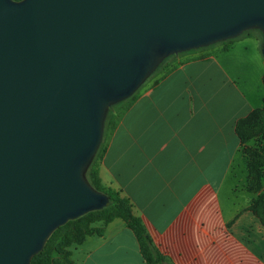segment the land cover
I'll return each mask as SVG.
<instances>
[{
	"label": "water",
	"instance_id": "1",
	"mask_svg": "<svg viewBox=\"0 0 264 264\" xmlns=\"http://www.w3.org/2000/svg\"><path fill=\"white\" fill-rule=\"evenodd\" d=\"M256 29L264 0H0V264L107 205L84 179L107 109L168 57Z\"/></svg>",
	"mask_w": 264,
	"mask_h": 264
},
{
	"label": "crops",
	"instance_id": "2",
	"mask_svg": "<svg viewBox=\"0 0 264 264\" xmlns=\"http://www.w3.org/2000/svg\"><path fill=\"white\" fill-rule=\"evenodd\" d=\"M244 33L205 55H174L176 69L142 86L106 141L100 182L129 199L160 264H264V223L252 209L259 193L246 189L235 132L264 107L263 58ZM72 259L149 264L119 219L77 244Z\"/></svg>",
	"mask_w": 264,
	"mask_h": 264
},
{
	"label": "trees",
	"instance_id": "3",
	"mask_svg": "<svg viewBox=\"0 0 264 264\" xmlns=\"http://www.w3.org/2000/svg\"><path fill=\"white\" fill-rule=\"evenodd\" d=\"M231 40L220 43H228ZM173 57L174 55L166 58L154 72L159 70L161 67L163 68L169 65V59H173ZM176 67L177 66L174 64L173 66L166 69L164 73L153 82L154 85L157 84L167 74L176 69ZM137 97L138 96L133 93L127 99L110 106L105 113L101 141L94 156L84 171V179L95 191L104 194L107 197L108 202L107 205L100 210L91 211L85 215H97L98 217L94 218L95 221H102L104 226L116 219L123 221L136 236L140 244L141 253L148 258L149 264H160L164 260L152 246L150 238L148 237L141 220L133 212V206L129 199L123 196L121 191L103 186L99 179L100 164L106 150V145L103 146V140L107 130H111L113 132L117 125L114 123V109L121 107L124 113ZM235 132L240 142V151L242 154H244L247 161V190L251 193H259L257 198L252 202V209L255 210L257 214H259L262 222L264 223V190L262 174V168L264 167V145L262 146V143L264 142V107L255 109L247 116L238 119L235 124ZM71 221L72 220L66 222L64 225L54 230L45 242L43 249L31 259H43V262H48L51 255V253H49L48 246L50 238L61 228L67 226ZM101 233L102 230H99L98 233L94 234L100 235ZM144 247L146 249V253L143 251Z\"/></svg>",
	"mask_w": 264,
	"mask_h": 264
},
{
	"label": "rangeland",
	"instance_id": "4",
	"mask_svg": "<svg viewBox=\"0 0 264 264\" xmlns=\"http://www.w3.org/2000/svg\"><path fill=\"white\" fill-rule=\"evenodd\" d=\"M244 34H245L244 36L249 34L248 38L245 37V38H247V40L244 41L245 42L244 45L249 46L252 53L256 54V51L258 50V48H259V51L261 53L260 47H261V43L263 41L262 34L256 29L246 31ZM256 38L262 39V41L260 43H257L255 41ZM216 44H218V45L213 44V46H221L222 43H216ZM211 46L212 45H210V47L207 46V47H204L202 49H198L199 50L198 54L205 55L207 48L209 47L211 49L212 48ZM261 56H262V54H261ZM171 60L172 59L170 58L169 59V65H167L163 68L161 67L156 72H153L141 84V86L134 92L135 95L136 96L139 95L140 89L142 88V86L145 87V86L151 85L156 79H158L164 73V71L166 69L173 66L175 64L174 62H176V61L175 60L171 61ZM122 114H123V109H121V107H117L114 109L113 116H114V123L115 124L118 123ZM102 133H103V130H102ZM111 133H112L111 130H107L106 135H105L104 140H103V146L106 145V141L109 138ZM263 145H264V142L262 143V146ZM238 156H241V155H238ZM244 158H245V163H247L245 156H244ZM246 170H247V164H246ZM262 174H263V184H264V167L262 168ZM246 189H247V186H246ZM97 217H98L97 215H94V216L93 215H83L79 219L72 220L67 226L61 228L58 232H56L50 238L48 246H49V253H51V255H50L48 262H43V259L38 260L37 258H33L30 260L29 264H74L73 259H72V249L75 248V246L77 244H80L79 242H81L82 240L84 241L86 239V237L93 235V233H98V231L102 230V227L104 226L102 221H100V220L95 221L94 218H97ZM145 250L146 249L144 247L143 248L144 253H146Z\"/></svg>",
	"mask_w": 264,
	"mask_h": 264
}]
</instances>
